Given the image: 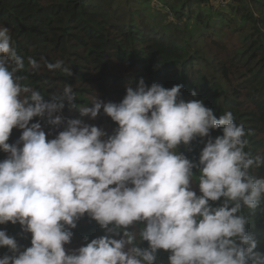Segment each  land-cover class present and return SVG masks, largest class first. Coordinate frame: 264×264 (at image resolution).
<instances>
[{"label":"clouds","instance_id":"9594fccd","mask_svg":"<svg viewBox=\"0 0 264 264\" xmlns=\"http://www.w3.org/2000/svg\"><path fill=\"white\" fill-rule=\"evenodd\" d=\"M27 62L33 72L64 63ZM24 70L10 30L0 26V151L8 154L0 161V225L31 234L21 251L0 230V248L11 253L0 264H264L244 213L264 210V177L251 172L264 167V155L246 151L247 132L231 111L218 117L203 100L182 99V84L149 87L143 79L119 103L95 95L78 104L67 84L45 99L23 83ZM66 104L92 120L103 111L117 128L108 135L65 118ZM34 118L63 130L48 139ZM13 129L21 135L9 144ZM214 130L222 134L212 138ZM197 138L204 143L198 163L180 151ZM85 215L105 235L68 253Z\"/></svg>","mask_w":264,"mask_h":264},{"label":"trees","instance_id":"16d2710c","mask_svg":"<svg viewBox=\"0 0 264 264\" xmlns=\"http://www.w3.org/2000/svg\"><path fill=\"white\" fill-rule=\"evenodd\" d=\"M133 1L0 0V26L10 30L13 46L25 59V70L19 73L26 77L23 83L45 99L71 85L78 104H89L95 95L119 103L126 88H135L141 79L149 87L182 84L185 101L203 100L218 117L231 111L247 132L246 151L264 155V0H226L224 6L214 0H156L155 6L153 0ZM29 57L64 63L61 70L49 71L42 64L33 72ZM61 115L81 119L108 135L117 128L103 111L92 120L66 104ZM38 121L48 139L63 130L47 119L30 123ZM221 134L214 130L211 137ZM20 135L21 130L13 129L8 143L14 144ZM203 147L197 138L191 150L181 146L180 151L198 163ZM7 155L0 151V161ZM251 172L264 177V167ZM244 213L251 216L249 230L256 232L264 251V210ZM0 230L15 237L21 251L31 246V234L23 233L19 224L0 225ZM71 231L68 253L105 235L87 215ZM6 254L11 255L0 248V257ZM160 258L166 260V254Z\"/></svg>","mask_w":264,"mask_h":264},{"label":"rangeland","instance_id":"374dc122","mask_svg":"<svg viewBox=\"0 0 264 264\" xmlns=\"http://www.w3.org/2000/svg\"><path fill=\"white\" fill-rule=\"evenodd\" d=\"M133 1V0H132ZM222 1H224L225 3H226V0H222ZM136 2H132V5H134ZM214 3V2H213ZM220 4V3H219ZM152 5L153 6H155V5H158V3L156 2V0H153V2H152ZM221 5V4H220ZM222 6H224V5H222ZM164 11V10H163ZM164 13H166V11L164 12ZM168 14V13H167ZM193 190H194V188H193Z\"/></svg>","mask_w":264,"mask_h":264},{"label":"built area","instance_id":"2783aa9c","mask_svg":"<svg viewBox=\"0 0 264 264\" xmlns=\"http://www.w3.org/2000/svg\"><path fill=\"white\" fill-rule=\"evenodd\" d=\"M219 3L221 4V5H225L226 3L224 2V1H222V0H219Z\"/></svg>","mask_w":264,"mask_h":264}]
</instances>
